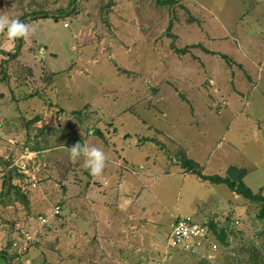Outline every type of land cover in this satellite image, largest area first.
I'll use <instances>...</instances> for the list:
<instances>
[{"label":"rangeland","instance_id":"rangeland-1","mask_svg":"<svg viewBox=\"0 0 264 264\" xmlns=\"http://www.w3.org/2000/svg\"><path fill=\"white\" fill-rule=\"evenodd\" d=\"M70 1L0 0V15L35 28L34 34L22 39L26 43L35 39L43 50L41 65L53 74L50 102L74 115L76 122H85L86 110L93 113L83 133L90 130L100 135L97 120L108 119L114 122L105 128L108 135L128 133L134 149L129 156L136 162L126 164L120 156L112 162L126 168V177L134 182L137 178L144 186L145 206L152 213L150 245L146 247L145 239L142 247L143 241L139 244L133 237L135 232L115 246L103 245L105 241L93 233L86 239H78L75 233L64 235V230L75 228L71 225L69 229L63 222L62 191L52 190L46 192L50 194L45 200L46 214L55 205L61 207L53 228L57 232L38 241V263L245 264L244 249L264 245V219L258 217L261 202L238 196L241 204L221 214L217 229L226 228L228 245L212 240L215 250L206 246L191 253L168 247L167 239L171 226L181 217L208 227L214 222L210 211L202 208L209 193L184 169L186 158L209 176H224L230 165L245 169L244 184L264 197V0H174L169 5L158 0H77L74 14L43 17V13L57 16L66 11ZM6 31L0 33V60L6 59L1 52L19 45V38L9 41ZM7 42L13 47L8 48ZM26 50L29 56L24 59L32 58ZM24 59L7 60L11 75L19 81L31 73ZM6 74L0 70V79ZM46 123L40 119L36 130L42 129V133L37 131V137L51 135V147L58 149L34 160L31 172L37 188L49 180L60 185L67 178L77 184L87 170L84 157L73 161L68 149L76 143L83 147L84 137H74L69 125L64 136H56L57 125ZM103 140L95 138L89 145L103 143L110 149L113 144L117 148L116 139ZM135 140L142 146L137 147ZM40 145L50 149L48 141ZM14 146L21 151L27 145L14 142ZM5 161L11 167L12 158ZM11 169L12 185L28 203L30 185L22 190L17 183L22 176ZM220 188L225 199L233 198L226 186ZM22 201L13 191L0 203L1 225L12 215L7 207H13L10 210L16 218L27 216L29 205ZM195 206L202 210L200 214ZM196 216L206 219L200 223Z\"/></svg>","mask_w":264,"mask_h":264},{"label":"crops","instance_id":"crops-1","mask_svg":"<svg viewBox=\"0 0 264 264\" xmlns=\"http://www.w3.org/2000/svg\"><path fill=\"white\" fill-rule=\"evenodd\" d=\"M25 41L26 40L23 39V45L16 61L29 56V54L26 53V49L28 48L30 54H32V58L24 59V61L27 62L24 66L29 67L31 73H28V75L23 78L24 81H19L16 77H13L10 70L7 69V77L5 76L3 79H0V194L3 189L2 177L4 175V165L1 160L5 161L11 158L13 154L19 155L24 150L38 154V157L39 154L40 157H44L49 152L50 155H52L51 152L58 149L54 146L51 147V143L53 142L51 135L43 139L37 137L38 130L36 129L39 128L38 123L40 119L44 118L49 127L55 124L57 125L58 130H56V136H64L65 131L68 132L69 130L67 126L69 125L70 129L73 131L71 133L74 137H84L85 145L93 146L89 145V142L93 141L95 138H98V140L99 138L104 140L109 138L110 140H107L108 142L116 139L117 148H113L114 145L110 144L112 146L110 150L108 149L109 147L103 143L102 145L97 144L95 146L102 149L108 158L101 176H93L86 170L83 174L81 173L84 177H80L81 180L77 184L74 183L75 181H73L72 178L66 177L67 179L60 185L55 183L51 184L49 180L47 182H41L38 188H29L26 194L29 213L24 218H19V215L18 218L14 217V212L10 210L13 209V207H7L8 214L12 213V215L8 216V222L6 224H0V245H9L13 239L21 236V232L33 234L36 242L29 247L27 253L21 258L7 251H4L7 252V255H4L5 253L0 251V264H26L27 262L29 264H40L38 263V254L40 251L38 249V241L41 242L46 238V235L57 232L53 230V228H56L54 223L55 216H53L52 213H49V215L46 214L49 209H47V205H45V200H48L47 197L50 195L48 193H51L52 190L62 191L64 203L63 222L69 224V229L71 225L75 228L72 229L71 232L64 230V235L71 236L70 233H75L78 235V239H86L91 235L90 233H93V236L105 241L103 245L115 246L116 244H120V240H127L130 233L135 232L137 237L135 234H133V237L138 240L137 242L140 244L142 240V246L144 245L145 239H147L146 247H149L152 213L149 210V205L147 204L148 207L145 206L144 186L143 184L140 186L139 179L136 178V182H134L131 180V176L126 177L128 175V170L126 171V168H123V166L122 168L119 166L117 167L116 163L114 164V162H112V158L118 156H120L122 160H125L127 162L126 164H131L135 161L133 155L129 156L133 153L134 149L133 146L129 144L128 133L117 131L116 134L108 135L105 132V128L109 125L108 123L111 125L114 124L111 119L105 121L97 120L96 127L99 129L100 135H96L94 132L91 133L90 130L88 134L83 133L84 127L86 126L85 122L88 120L89 116H93V113L90 110H86V112H84L85 119H83L85 122L82 123V120L76 122L74 115L66 113V111L58 107L56 103L53 104L50 102L53 78H50L52 73L45 68L43 69V65H41L43 50L37 46V41L35 39H31L27 43ZM7 43L8 48L13 47L10 42ZM30 46H32V48ZM14 47L16 48V45ZM30 48L33 49V51H31ZM5 52L14 54L16 50H5ZM28 63H33V65L30 66ZM14 65L16 64L12 66ZM10 66L11 64H8L9 68ZM38 66L39 72L35 73ZM41 73H44L42 74V78H40ZM35 119H37V121H34ZM99 123L100 125H98ZM41 130L38 132L42 133ZM47 141L50 142V149H46L40 145V143H45ZM14 142H17L21 146L25 144L27 146H24L23 149L19 151L15 149ZM135 142L137 147L142 146L139 141L135 140ZM230 166L226 168L225 173ZM45 172L46 174L44 177H47L48 172ZM146 174L148 173L146 172ZM87 175H90V177ZM184 175L188 174L183 173V176ZM119 178L121 179L119 180ZM200 182L209 193L205 200L202 201V208L204 212L210 211L211 218L214 219L215 223H218L217 220L221 218V214L229 209L231 211L233 205L241 204L237 200L239 195L232 192L226 185L212 184L201 180ZM13 183L12 179V184ZM223 185L226 186V189L233 198L225 199V197L221 195L224 193L220 188ZM46 192L48 193L46 194ZM211 205L212 210L209 209ZM57 206H59V204ZM197 208L195 206L194 211L200 214L202 210L199 211ZM40 216L48 219V224L46 226H41L38 222ZM175 217H177V215ZM196 218L200 223H203L206 219L203 216H196ZM75 224H77V226ZM212 240H216L215 237L210 238L207 242L201 241L196 251H199L200 247H209ZM142 247H145V245Z\"/></svg>","mask_w":264,"mask_h":264},{"label":"trees","instance_id":"trees-1","mask_svg":"<svg viewBox=\"0 0 264 264\" xmlns=\"http://www.w3.org/2000/svg\"><path fill=\"white\" fill-rule=\"evenodd\" d=\"M77 0H71L69 2V5L67 6L66 11H60L57 16L55 15H49L47 13H43V17H52L53 19H58L62 16H65L67 14H74L75 13V3ZM160 4H175L176 2L174 0H158L157 1ZM70 9L72 11L70 12ZM19 43V46L15 48L16 52L14 54L11 53H6V52H1L2 54H5L6 59L2 58L0 60V70L2 71H7L8 69V63L7 60H16L17 57L19 56V51L23 45V39L22 37L17 40ZM53 74L50 75V78H53ZM5 76H3L1 79H3ZM34 121H37L36 119ZM42 131V130H41ZM2 161V164L6 166L9 170V177H10V185L8 188V191L6 194H4L5 186H6V179L5 176L3 175V189L0 194V198L3 197V199L0 201V203H4L5 200L9 198L11 193L14 191L20 198L23 199L22 202L25 201V205L27 206V200L25 196H22L19 194V190H17L13 185H12V169L10 167V163L7 161ZM183 167L187 172H190L191 174L195 175L198 179L201 181H207L212 184H224L226 185L232 192L235 194L239 195L240 197L244 198L247 201L254 202V203H260V213L258 214V217L260 219H264V197L261 195V191L257 193H253L243 182L244 177L246 176L247 172L245 169L237 168L234 166H230L224 176H218V175H213V176H207L202 173L201 166L193 162L192 160H188L187 158L185 159L183 163ZM209 227L214 234V237L217 242H219L221 245H228L227 244V238L228 234L226 231V228L220 227L217 229V224L214 222H209ZM205 225H208L205 223ZM218 230V231H217ZM245 253L247 254L248 258L245 262V264H264V245L261 247H256V246H248L246 249H244ZM4 255H7V252H5ZM201 264V263H200ZM202 264H209L206 261H203ZM241 264H244L241 262Z\"/></svg>","mask_w":264,"mask_h":264},{"label":"built area","instance_id":"built-area-1","mask_svg":"<svg viewBox=\"0 0 264 264\" xmlns=\"http://www.w3.org/2000/svg\"><path fill=\"white\" fill-rule=\"evenodd\" d=\"M38 154L24 150L19 155H12L11 168H14L22 179H17L18 186L26 191V184L30 186L27 189H35L36 182H34V175L31 170L34 169V160L38 159ZM60 214V207L55 206L52 212L53 216ZM48 219L39 217L38 222L40 225L47 224ZM238 224L237 222H235ZM214 237L211 229L205 224H197L190 217H181L172 225L167 239L168 247L180 250H186L187 252L197 253L196 248L200 245L201 241H208ZM36 242L33 234L21 232V236L13 239L9 245H0V251L11 252L18 258L23 257L29 247ZM211 246V245H210ZM216 246L212 245L211 249L215 250ZM26 262V261H25ZM26 264H29L28 262Z\"/></svg>","mask_w":264,"mask_h":264},{"label":"clouds","instance_id":"clouds-1","mask_svg":"<svg viewBox=\"0 0 264 264\" xmlns=\"http://www.w3.org/2000/svg\"><path fill=\"white\" fill-rule=\"evenodd\" d=\"M5 29H7L6 37L9 41H14L21 37L27 39L35 32V28L30 27L27 23L20 21L18 18L10 19L6 15H0V33H4ZM68 151L69 158L73 161L78 157H84L83 167L86 168L91 175H102L107 159L102 149L88 145L82 147L79 143H76L69 148Z\"/></svg>","mask_w":264,"mask_h":264},{"label":"water","instance_id":"water-1","mask_svg":"<svg viewBox=\"0 0 264 264\" xmlns=\"http://www.w3.org/2000/svg\"><path fill=\"white\" fill-rule=\"evenodd\" d=\"M18 46L19 45H17V47ZM3 170H4V176L6 179V186H5L4 194H6L8 191L9 185H10V177H9V170L6 166H3Z\"/></svg>","mask_w":264,"mask_h":264}]
</instances>
